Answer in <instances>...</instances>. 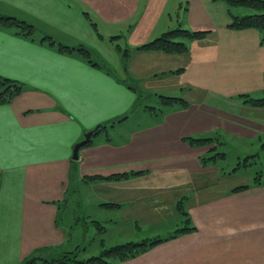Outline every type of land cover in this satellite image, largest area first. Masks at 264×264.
Listing matches in <instances>:
<instances>
[{"label":"crops","instance_id":"0c3cea01","mask_svg":"<svg viewBox=\"0 0 264 264\" xmlns=\"http://www.w3.org/2000/svg\"><path fill=\"white\" fill-rule=\"evenodd\" d=\"M169 4L0 0L1 14L36 28L30 37L0 27V75L25 84L0 103V264H20L36 249L72 237L58 222L71 203L128 210L149 197L158 210L180 217L160 238L182 226L181 199L197 229L117 264H264V182H220L225 174L215 165L227 157L219 147L228 142L255 148L246 159L264 151V107L241 97L264 96L261 34L229 28L223 0H187L184 26L212 32L183 54L139 49L177 27ZM58 44L91 48L99 65ZM143 77L166 83L188 105L164 106L155 122L125 126ZM100 124L105 128L73 159L75 145ZM187 136L216 140L195 147ZM216 152L225 155L202 160ZM211 171L218 181L202 183ZM177 176L185 179L181 185ZM241 186L248 187L234 191Z\"/></svg>","mask_w":264,"mask_h":264},{"label":"rangeland","instance_id":"374dc122","mask_svg":"<svg viewBox=\"0 0 264 264\" xmlns=\"http://www.w3.org/2000/svg\"><path fill=\"white\" fill-rule=\"evenodd\" d=\"M186 9L187 0H170V4L167 6V10H171L174 19L177 21V26L181 24L183 27H185ZM236 10L251 11L250 8L245 7H239ZM99 57L100 55L96 53L95 58ZM144 67H146L145 63ZM147 79L143 77L144 83L139 85L140 90L137 94V101L133 110L128 113L129 118L125 123L127 127L135 128L155 122L159 116L156 112L160 114V109L165 106L163 96L181 95L180 92H175L174 89L165 86L166 83L159 87L160 83L156 84L157 81L148 82ZM152 106L156 107L157 111L151 109ZM228 143L219 147V151H225L227 157L218 158L217 164H215L220 168L219 172L225 174L224 179L220 182L240 185L253 182L258 178L264 182V151L260 152L258 156L256 154L246 159L249 154L255 153V148L239 146L237 142ZM216 176V173L211 171L202 183H215V181H218ZM184 181V178H178L177 176L179 185ZM143 182L142 179L138 181V183ZM74 184L76 183L71 180V186ZM72 193L73 189L71 188L70 196ZM190 193H193V191H188L185 194L192 196ZM150 198L149 200L143 198L134 204H130L128 210H100L94 209V207L84 210L76 202L61 208L58 215L59 224L62 228L68 229L70 235L71 233L74 234L70 237L67 247L73 249L76 246H85L79 257L87 259L99 255L105 248L115 245L169 235L176 228L175 225L177 224L178 227L180 224L179 214L173 210H158L154 204L149 203ZM93 220L98 221L100 225L98 226ZM102 227L105 228L102 229Z\"/></svg>","mask_w":264,"mask_h":264},{"label":"trees","instance_id":"16d2710c","mask_svg":"<svg viewBox=\"0 0 264 264\" xmlns=\"http://www.w3.org/2000/svg\"><path fill=\"white\" fill-rule=\"evenodd\" d=\"M227 3L229 8L230 22L228 27L231 29L241 30L254 28L261 34V44H264V0H223ZM239 7L250 8L251 11L236 10ZM0 27H16L17 33L23 36H33L35 34V26L27 21L17 19L16 17L4 15L0 13ZM212 31L211 30H191L179 24L161 36L144 43L139 46V49L145 50H160L170 54H183L187 53L190 49V42L195 40H202L206 38ZM44 40H49L54 44V40L50 36H44ZM58 48L63 52H78L85 60L93 65H99L96 61L94 52L91 48L80 44L76 47H70L64 44H58ZM182 68L177 70L180 72ZM25 91V84L16 79L0 75V103H9L15 97ZM243 101L254 107H264V96L253 97L249 94H242ZM163 104L167 107H186L188 101L181 96H163ZM154 111L156 107H150ZM105 124H100L94 129V135L101 132L105 128ZM189 144L195 147L204 146L216 140L213 137H195L187 136L184 138ZM224 152L214 153L213 155L202 157L205 162L206 159H216L218 156H224ZM137 173V172H135ZM120 175L125 174H119ZM260 182V178L256 179ZM248 186H241L234 189H244ZM184 198V197H183ZM178 211L181 215L183 224L177 231L164 238L144 239L142 241L127 242L105 248L99 255L91 256L87 259H81L80 253L84 250L85 246H76L73 249L67 247L68 240L50 246H44L36 249L33 253L28 255L20 264H117L118 262L135 258L159 243L166 240L173 239L181 233L192 232L197 227L192 224L191 217L185 207L184 199L178 201ZM94 223L100 225L98 221L93 220ZM59 222V221H58ZM105 227H102L104 229Z\"/></svg>","mask_w":264,"mask_h":264},{"label":"water","instance_id":"95a60500","mask_svg":"<svg viewBox=\"0 0 264 264\" xmlns=\"http://www.w3.org/2000/svg\"><path fill=\"white\" fill-rule=\"evenodd\" d=\"M93 133H94V130L88 131L85 134V138L75 145L74 153H73V159H75V160L79 159L80 149L82 148V146H84L85 144H87L91 140Z\"/></svg>","mask_w":264,"mask_h":264}]
</instances>
